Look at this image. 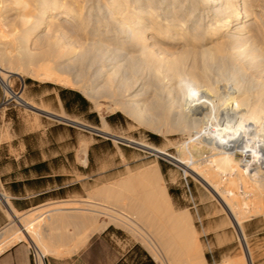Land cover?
Instances as JSON below:
<instances>
[{"label":"bare ground","instance_id":"1","mask_svg":"<svg viewBox=\"0 0 264 264\" xmlns=\"http://www.w3.org/2000/svg\"><path fill=\"white\" fill-rule=\"evenodd\" d=\"M17 1L23 4L27 0ZM35 1L34 4L38 5V18L32 24L31 31L34 32L32 34L36 39L40 38V42L41 39L44 40L43 49L38 51V55V52H31L28 50L29 47H22L20 44L15 46L17 50L14 53L8 51L9 54L5 48L3 50L0 47L2 49H0V60L7 59L10 64H16V68L20 70L26 68L28 64L33 65L37 62L38 56L49 58L60 79L70 82L68 76L64 75L66 69L74 67V63L86 57L94 72L89 85H85L86 93L96 103L101 97V99L107 98L114 105L158 130L184 129L206 139L207 143H220L221 151L218 154L221 155L214 159L217 167H224L225 174L231 176L229 181L249 182L250 175L248 180H245V172L233 158L235 150L240 148H243L242 152L248 153L253 158L254 162H249L248 168L254 172L257 169L264 174V84L243 87L235 80L233 84L236 89L227 91L229 95L227 108L218 107L215 103L217 95L212 94L217 89V82L213 81L212 75L220 81L227 61L232 64L234 75L241 74V70L235 65L243 52L241 49L227 45L229 40L238 37L229 30L234 28V32L242 33L241 27L245 17L251 15L252 6L258 4L259 0ZM23 6L25 8L27 2ZM223 30H227V33H224L227 36L225 41L219 40ZM27 35H23L26 43ZM254 37L256 38L255 35ZM254 37H251V40ZM4 45L6 44L2 46ZM262 45L261 47H264ZM261 47L257 49L254 46L255 56L264 61V49ZM199 64L202 65L201 70H198ZM51 67H42L40 73L46 74ZM3 70L0 64V79L5 92L18 98L24 106L34 107L32 103L14 93L9 78L3 75ZM80 76L78 73L77 81L80 80ZM188 84H204L207 88L189 93ZM150 88L157 91L158 95L166 96L170 103L164 105L154 99L151 103L145 104L142 99ZM254 89L263 90V97L258 101H251V97L247 95ZM241 91L245 96L239 99ZM210 124H214L213 133L204 130ZM202 125L204 126L201 127ZM84 126L90 128L89 125L84 124ZM229 130L233 134L230 136L225 134L223 138L222 132ZM97 131L117 137L112 131L99 128ZM131 143L179 164L185 172L189 171L196 175L212 193L218 196L231 215L241 240L245 243L246 264H253L251 250L242 226V216L235 211L233 202L222 193V189L220 190L218 184L213 181V177H207L194 166V155L202 153L204 149L202 145V147L191 145V149V146H184L182 155L176 157L153 146ZM251 143L254 144L256 152L251 146L249 148ZM233 173L235 177L232 176ZM260 178L264 186V176ZM163 184L159 164L156 162L137 170H129L127 174L95 188L92 191L95 200L90 206L73 209L74 222L76 225L82 224V233L75 239L74 247L83 244L91 233L101 231L109 224H115L133 233H140L151 245L153 242L157 243L168 256L171 264H200L197 242L186 214L175 212ZM235 195L238 196L237 193ZM1 196L5 197L3 193ZM253 206L255 212L264 214V207L258 204ZM11 211V215L18 216L15 210L11 209ZM32 216L33 214H28L18 218L21 230L14 234L15 236L11 235L13 234L11 229L3 232L11 235V238L7 237L9 240L7 239L5 245L14 239L28 236L38 252L40 264H43V257L50 250L45 243L49 228L45 227L46 221L44 227L39 221L29 225L27 222ZM55 216L57 217V214ZM63 221L65 222V219ZM144 230L148 235L143 233ZM70 249L68 252L71 251ZM158 257L161 255L155 254V259Z\"/></svg>","mask_w":264,"mask_h":264},{"label":"rangeland","instance_id":"2","mask_svg":"<svg viewBox=\"0 0 264 264\" xmlns=\"http://www.w3.org/2000/svg\"><path fill=\"white\" fill-rule=\"evenodd\" d=\"M259 1L252 6L251 15L245 17L242 33L234 32V28L229 30L240 37L229 40L227 45L243 52L235 65L241 70V74L234 75L233 66L227 61L220 81L212 75L213 81L217 82V89L212 94L217 95L215 103L220 108L229 106L227 91L236 89L233 84L235 80L243 87L264 84V61L255 56L254 50V46L257 49L261 44L264 46V0ZM26 2L27 6L22 7ZM26 2L22 4L17 0H0V47L3 50L5 48L6 52L14 53L17 50L15 46L20 44L35 53L43 49L44 40L41 39L40 42V38L36 39L31 31L32 24L38 18V5L34 4L35 0ZM226 31H222L219 40L227 39L224 34ZM23 35H27V43ZM251 37L255 39L251 40ZM3 44H6L5 47ZM84 58L83 62L78 61L74 63V67L66 69L64 75L68 76L70 82L60 79L49 58L38 56L39 61L33 65L28 64L23 70H18L16 64H10L7 59L0 60L4 68L3 75L9 78L14 93L32 103L34 107L54 115L24 106L18 98L5 92L0 79V192L5 195L2 197L0 193V251L16 243H27L34 247L28 236L14 239L5 245L11 235H16L21 230L19 217L33 214L32 220L27 222L31 225L61 210L88 207L95 200L92 192L95 188L127 174L129 170H137L157 162L162 184L164 183L168 191L175 212L186 214L197 242L200 264H246V251L242 240L221 199L196 175L185 172L179 164L131 142L153 146L176 157L182 155L184 146L202 145V153L194 155L193 158L195 168L207 177H213L222 193L233 202L235 211L243 218L242 226L253 264H264V214L255 212L253 208L254 204L264 207V186L263 181L259 180L264 174L257 169L254 172L248 168L249 162H254L251 155L242 152L243 148L236 149L233 153L234 161L245 172V180L249 179L248 184L242 180L235 183L229 181L231 176L225 174L224 167H217L214 159L221 155L218 154L221 151L220 143H207L206 139L184 129L158 130L114 105L107 98L101 97L96 103L86 93L85 85H89L94 72L86 57ZM45 66H52V73H40ZM201 66L199 64L198 70L202 69ZM78 73L81 75L79 81ZM206 88L204 84H188L187 91L190 93ZM72 91L81 94V98H76ZM262 91L254 89L247 95L251 97V101H258L263 97ZM244 96L241 91L238 98ZM154 99L159 100L160 104L170 103L166 96L158 95L153 88L149 89L142 100L148 104ZM84 124L112 131L121 139L92 131ZM204 130L213 133L214 124ZM225 134L230 136L233 133L231 130L224 131L223 138ZM250 146L255 151L254 144L251 143L249 148ZM214 169L218 171L215 170V176ZM232 176L236 175L233 173ZM45 190L46 192L40 193ZM11 209L18 213L17 217L11 215ZM7 229L13 230V234H4ZM69 229L71 233L79 231L76 226ZM143 233L147 234V231L144 230ZM95 235L99 239L94 245L91 257L96 263L110 260L115 254H121L128 247L138 244L153 257L156 264H171L157 243L149 244L138 232L133 233L126 228L109 224L107 229L96 232ZM34 253L39 258L35 247ZM157 253L161 257L155 259Z\"/></svg>","mask_w":264,"mask_h":264},{"label":"crops","instance_id":"3","mask_svg":"<svg viewBox=\"0 0 264 264\" xmlns=\"http://www.w3.org/2000/svg\"><path fill=\"white\" fill-rule=\"evenodd\" d=\"M44 192H46V190L41 191L40 193H44ZM71 210L70 209L61 210L56 213L57 217L55 216L56 214L47 215V218L41 221L42 222L41 226L44 227L45 226L44 223L46 221L47 224L45 227L49 228L47 229L49 233L48 236L45 237V243H47V247L50 249L48 253H46L45 256L43 257V264H117L119 259L122 257L123 253L121 254L117 253L110 260H104L103 262L99 261V263L93 261L91 257L92 251L94 249V245L96 241L99 239V236H96L95 233L101 232L107 229V227L101 231H96L91 233V235L88 236L87 240L83 244L79 245L78 247H74L76 242L75 239H77V237H79V235H81L82 233V224L76 225V223L74 222L75 218L73 214L75 212L73 209ZM70 215H72L73 218H71ZM62 219L63 220L65 219V222ZM71 226L79 227V231L76 233H71V230L69 229V227ZM60 233L63 234V236ZM49 241L51 245L49 244ZM31 242L33 243L32 240ZM49 245L52 249L49 247ZM54 246H56V248ZM34 247L31 244H27V243H16L4 249L3 251H0V264H40L39 259L37 260L34 258V254H35ZM53 247L55 248V250ZM69 248H71L70 249L71 251L68 252ZM59 249H60V253H59Z\"/></svg>","mask_w":264,"mask_h":264},{"label":"trees","instance_id":"4","mask_svg":"<svg viewBox=\"0 0 264 264\" xmlns=\"http://www.w3.org/2000/svg\"><path fill=\"white\" fill-rule=\"evenodd\" d=\"M76 98H81V94L72 91ZM62 94V93H61ZM117 264H156L153 257L138 244L128 247Z\"/></svg>","mask_w":264,"mask_h":264},{"label":"water","instance_id":"5","mask_svg":"<svg viewBox=\"0 0 264 264\" xmlns=\"http://www.w3.org/2000/svg\"><path fill=\"white\" fill-rule=\"evenodd\" d=\"M34 110H36V111H38V112H42V113H45V114H48V115H52V116H54L53 114H51L50 112H46V111H44V110H41V109H39V108H36V107H32ZM74 124H78L77 122H73ZM90 128H88V129H90V130H92V131H95V132H99V131H97V129L98 128H95V127H93V126H89ZM123 140V139H122ZM134 144V143H133ZM136 145V144H135ZM242 243H243V246L245 245V243H244V241H242ZM245 248H246V246H245Z\"/></svg>","mask_w":264,"mask_h":264},{"label":"built area","instance_id":"6","mask_svg":"<svg viewBox=\"0 0 264 264\" xmlns=\"http://www.w3.org/2000/svg\"><path fill=\"white\" fill-rule=\"evenodd\" d=\"M34 258L38 260V257H36V254H34Z\"/></svg>","mask_w":264,"mask_h":264}]
</instances>
